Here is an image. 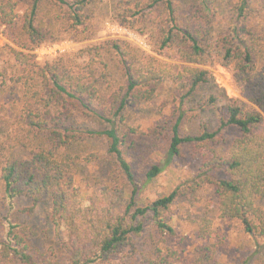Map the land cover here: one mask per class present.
<instances>
[{"label":"trees","instance_id":"1","mask_svg":"<svg viewBox=\"0 0 264 264\" xmlns=\"http://www.w3.org/2000/svg\"><path fill=\"white\" fill-rule=\"evenodd\" d=\"M93 1L30 0L22 17L17 13L15 0L0 2V28L14 27L20 21L18 39L25 43L15 40V44L28 53L13 48L12 54L23 70L19 82L24 87L27 104L22 123L33 141L40 143L26 159L2 166L3 200L14 207L17 199L27 197L32 202L31 213L39 204L49 201L52 224L58 233L63 229L66 235L60 248L68 264H115L125 252L132 258L139 257L140 264H177L179 252L162 247L166 236L178 235L168 221L171 208L177 198L196 193L207 185L214 187L219 198L220 218L239 220L254 240L264 239V208L259 205L264 200V63L258 66L244 46L241 35L245 28L215 39L213 21L200 7L194 6L191 21L182 24L175 0H148L142 8L157 12V19L145 20L152 28L147 24L142 33L155 38L159 53L173 52L180 64L160 62L151 55L138 53L128 42L115 40L82 52V63L61 57L46 60L42 65L31 64L35 48L64 30L73 33L88 26L86 11ZM248 8V0H243L240 14ZM110 52L123 69L124 82L119 87L110 80L105 59ZM215 62L234 65V78L245 100H233L225 106L217 130L184 135L186 105L201 85L213 79L208 67ZM169 79L175 83L174 110L149 132L164 151V165L151 163L147 169L138 171L131 153L137 144L131 137L142 134L126 123L125 114L152 100ZM102 83L111 89L104 101L100 97ZM210 102L214 103V99ZM78 115L102 121L108 128L85 127L77 122ZM228 128L239 129L241 136L223 158L215 147L220 133ZM91 138L106 140L108 156L133 187L119 214L114 213L107 194L85 206L82 194L74 187L77 161L81 158L69 150ZM186 145L204 155L205 170L187 185L145 203L143 190L176 158L182 157ZM219 171L226 177H218ZM0 228L3 232L0 261L4 264H60L56 254L31 249L25 226L6 218ZM198 233L201 240L214 237L212 220L203 219ZM139 241L143 250L138 248ZM195 256L196 264H212L214 246L199 245Z\"/></svg>","mask_w":264,"mask_h":264},{"label":"rangeland","instance_id":"2","mask_svg":"<svg viewBox=\"0 0 264 264\" xmlns=\"http://www.w3.org/2000/svg\"><path fill=\"white\" fill-rule=\"evenodd\" d=\"M4 1L6 0H0ZM15 1L17 13L22 17L30 0ZM242 1L175 0V5L182 24L191 21L194 6L200 7L213 21L215 39L233 34L237 28H245L241 35L245 41L244 46L253 54L258 66H261L264 63V0H248L249 8L244 14H240L239 7ZM146 3L148 0H94L86 11L89 16L88 26L73 33L64 30L55 39L45 43L43 46L52 48L47 55L38 54V49L43 46L35 48L31 53L35 60L33 59L31 64L42 65L46 60L54 61L61 57H69L82 63V52L104 45L109 40L128 42L138 53L151 55L160 62L180 64L175 60L173 52L159 53L154 37L143 35L142 31L147 30V24H150L145 20L151 17L157 19V12L142 8V4ZM19 25L20 21L14 27L0 28V174L2 166L7 162L26 159L34 150V146L40 145L39 142L33 141L22 123L24 106L27 104L24 87L19 82L23 70L12 54V49L28 52L15 44V40L20 44L25 43L23 39H18L21 33ZM105 59L111 72L110 80L119 87L124 82V74L118 58L110 52ZM208 69L213 79L201 85L186 105L188 113L182 127L184 135H198L204 129L217 130L225 106L233 100H245L234 78L233 64L224 66L215 62ZM110 92L107 83L100 85V97L103 101L108 98ZM174 92L175 83L169 79L152 100L142 102L125 114L126 123L142 134L139 137H131V141L137 144L131 153L136 159L134 168L138 171L140 168L147 169L151 163L164 165V151L149 132L159 120L169 116L174 110L176 104L173 101ZM211 98L214 99V103L210 102ZM76 119L85 127L98 130L108 128L106 123L94 118L78 115ZM240 136L239 129L223 130L219 135V144L215 147L218 154L224 158L228 149ZM69 151L73 156L81 158L77 161L74 187L82 194L83 204L89 206L91 202L98 201L107 194L114 213L119 214L133 187L115 161L108 156L106 140L91 138L73 145ZM86 158L90 161H82ZM204 164L202 153L197 152L192 145L184 146L182 157L176 158L172 165L143 190L144 202L150 203L159 194H169L176 188L187 185L194 176L205 170ZM216 173L218 177H226L221 171ZM4 193L5 188L0 180V224L5 223L6 218H10L25 226L32 250H38L42 254L54 253L60 264H68V259L60 248L61 239H66V235L63 229L58 233L52 224L50 202L39 204L31 213L29 208L32 202L29 198H19L14 202V207H10L3 200ZM218 201L215 189L210 185L196 193L177 198L168 221L178 235L166 236L162 247L179 252L177 264H196L195 250L203 244L214 246L212 264H264V239L254 240L246 233L244 225L239 220L220 218ZM259 205L264 208V200L259 201ZM203 219L212 220L216 232L214 237L206 240H201L198 233V225ZM137 244L140 250L144 249L142 241ZM0 264L4 263L0 261ZM115 264H140V258H132L129 252H125Z\"/></svg>","mask_w":264,"mask_h":264},{"label":"built area","instance_id":"3","mask_svg":"<svg viewBox=\"0 0 264 264\" xmlns=\"http://www.w3.org/2000/svg\"><path fill=\"white\" fill-rule=\"evenodd\" d=\"M59 49V48H58ZM52 50L51 47L43 46L40 49H38L39 56H44L49 54V52ZM41 58V57H40Z\"/></svg>","mask_w":264,"mask_h":264}]
</instances>
